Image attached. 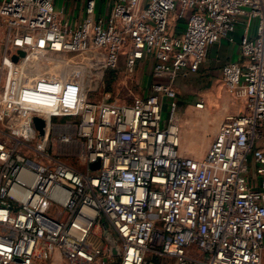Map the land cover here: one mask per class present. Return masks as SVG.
I'll return each mask as SVG.
<instances>
[{
  "label": "built area",
  "instance_id": "2783aa9c",
  "mask_svg": "<svg viewBox=\"0 0 264 264\" xmlns=\"http://www.w3.org/2000/svg\"><path fill=\"white\" fill-rule=\"evenodd\" d=\"M82 2L73 27L56 0H0L3 59L91 53L116 69L123 56L150 63L153 81L128 104L86 103L75 129L45 125L47 136L34 124L47 113L1 104L0 264H50L54 252L68 264H264V0ZM237 31L241 57L222 81L244 91V111L224 117L203 156L185 155L176 81ZM36 136L48 142L31 148ZM77 153L83 171L64 161Z\"/></svg>",
  "mask_w": 264,
  "mask_h": 264
},
{
  "label": "rangeland",
  "instance_id": "374dc122",
  "mask_svg": "<svg viewBox=\"0 0 264 264\" xmlns=\"http://www.w3.org/2000/svg\"><path fill=\"white\" fill-rule=\"evenodd\" d=\"M77 1L82 3V0H74ZM171 24L172 31L177 32L176 26L180 23H175V16H172ZM180 27L178 31H182V24ZM255 29L256 22L250 27L251 31ZM240 32L217 44L225 45L221 47L219 57L212 59L214 52H208L199 72L186 78L180 76L176 81L180 140L185 155L203 156L224 117L244 111V91L241 89L229 93L222 81L220 68L212 67L240 60ZM2 39L3 30H0V106L4 102H20L28 104L32 110L47 113L46 129L50 133L54 128L75 129L81 121L86 103L117 101L128 104L138 96L147 95L153 81L150 63L129 67L123 56L116 69L104 66L103 55H97L93 60L88 57L91 53L59 56L46 50H39L38 55H30L18 64H12L2 57ZM201 101L205 104L203 110L196 108V104ZM46 142L36 136L28 145L37 148ZM31 151L28 149L26 153L30 155ZM64 161L79 171L85 169V161L80 153L72 154ZM52 255L63 260L55 252ZM63 264L68 263L64 261ZM113 264H119V260Z\"/></svg>",
  "mask_w": 264,
  "mask_h": 264
},
{
  "label": "crops",
  "instance_id": "0c3cea01",
  "mask_svg": "<svg viewBox=\"0 0 264 264\" xmlns=\"http://www.w3.org/2000/svg\"><path fill=\"white\" fill-rule=\"evenodd\" d=\"M55 7H56L57 13L59 15V19H61L63 22L69 23L73 27L78 26L80 24V22L84 19V12H83L84 4H83V2L81 3V1L80 2H78V1L74 2V0H56ZM222 46H225V45L220 44L217 46V44H216V45L211 46L209 48L208 52H211V51L214 52L212 59H214L215 57L216 58L219 57V55H220L219 53H220ZM224 54H226V52H224ZM207 57H208V55H207ZM226 58H228V54L226 55ZM229 62H235V61L231 60ZM229 62H227V63H229ZM227 63H225V64H227ZM212 67L220 68L219 70H220L221 76H222V69L224 66H212ZM63 263H64V260H58L57 257H54L50 264H63Z\"/></svg>",
  "mask_w": 264,
  "mask_h": 264
},
{
  "label": "water",
  "instance_id": "95a60500",
  "mask_svg": "<svg viewBox=\"0 0 264 264\" xmlns=\"http://www.w3.org/2000/svg\"><path fill=\"white\" fill-rule=\"evenodd\" d=\"M26 57V53L22 50L18 51L16 55H14L12 57V62L13 63H18L20 58H25ZM34 124H35V128L37 131H39V133L41 134V136H47V132H45V125H46V122L44 119L40 118V117H35L34 118ZM91 168L93 170H97L99 168V162L96 163V164H93L91 166ZM108 243L111 247V253H112V256L115 257V258H118L120 257V251L117 247V244L115 242V240L110 237L108 239Z\"/></svg>",
  "mask_w": 264,
  "mask_h": 264
},
{
  "label": "bare ground",
  "instance_id": "6f19581e",
  "mask_svg": "<svg viewBox=\"0 0 264 264\" xmlns=\"http://www.w3.org/2000/svg\"><path fill=\"white\" fill-rule=\"evenodd\" d=\"M26 58V57H25ZM25 58H23V59H25ZM16 64V63H15ZM18 64V63H17ZM47 125V124H46Z\"/></svg>",
  "mask_w": 264,
  "mask_h": 264
}]
</instances>
